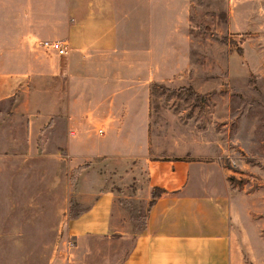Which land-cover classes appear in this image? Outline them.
Wrapping results in <instances>:
<instances>
[{
  "label": "crops",
  "instance_id": "obj_1",
  "mask_svg": "<svg viewBox=\"0 0 264 264\" xmlns=\"http://www.w3.org/2000/svg\"><path fill=\"white\" fill-rule=\"evenodd\" d=\"M191 3L0 0V123L25 121L33 141L46 133L72 157L70 141L89 132L119 141L93 154L136 160L129 170L132 177L146 171L148 194L165 189L133 232L115 223L118 189L105 179L93 185L81 199L86 207L68 223L74 250L52 264H82L93 236L115 241L131 234L122 264H243L237 234L256 221L250 206L260 205L254 191L232 186L223 159L230 146L174 143L161 150L153 81L176 80L184 68ZM59 40L67 53L51 44Z\"/></svg>",
  "mask_w": 264,
  "mask_h": 264
},
{
  "label": "rangeland",
  "instance_id": "obj_2",
  "mask_svg": "<svg viewBox=\"0 0 264 264\" xmlns=\"http://www.w3.org/2000/svg\"><path fill=\"white\" fill-rule=\"evenodd\" d=\"M257 3L264 6V0H192L184 68L176 80L153 81L161 150L225 141L232 186L255 192L260 208L249 206L256 221L237 234L243 264H264V10L256 11ZM3 105L9 109L10 101ZM11 121L0 123V264H52L69 256L68 223L103 179L119 191L116 225L133 232L144 225L153 198L146 171L132 177L136 160L93 154L117 141L89 132L70 141L72 157L63 141L46 133L33 141L25 121ZM130 237L93 236L82 264H122Z\"/></svg>",
  "mask_w": 264,
  "mask_h": 264
},
{
  "label": "built area",
  "instance_id": "obj_3",
  "mask_svg": "<svg viewBox=\"0 0 264 264\" xmlns=\"http://www.w3.org/2000/svg\"><path fill=\"white\" fill-rule=\"evenodd\" d=\"M53 46L57 47L60 53H67L68 52V43L64 40H59L51 43ZM99 132H103L102 128H99Z\"/></svg>",
  "mask_w": 264,
  "mask_h": 264
},
{
  "label": "trees",
  "instance_id": "obj_4",
  "mask_svg": "<svg viewBox=\"0 0 264 264\" xmlns=\"http://www.w3.org/2000/svg\"><path fill=\"white\" fill-rule=\"evenodd\" d=\"M164 191H165L164 188H161V187H155V188L153 189V198L151 199L150 203H153L154 200H155V198H156V196L161 195Z\"/></svg>",
  "mask_w": 264,
  "mask_h": 264
}]
</instances>
